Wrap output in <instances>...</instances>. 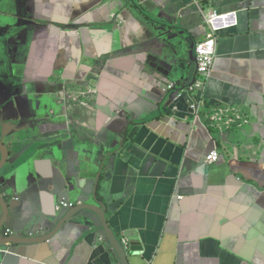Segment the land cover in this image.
I'll return each mask as SVG.
<instances>
[{
    "label": "crops",
    "instance_id": "obj_1",
    "mask_svg": "<svg viewBox=\"0 0 264 264\" xmlns=\"http://www.w3.org/2000/svg\"><path fill=\"white\" fill-rule=\"evenodd\" d=\"M134 1L0 0L2 232L31 241L0 264H128L90 211L51 233L83 204L130 264H264V0ZM203 9L238 25L190 90ZM209 101L252 120L211 128Z\"/></svg>",
    "mask_w": 264,
    "mask_h": 264
},
{
    "label": "built area",
    "instance_id": "obj_2",
    "mask_svg": "<svg viewBox=\"0 0 264 264\" xmlns=\"http://www.w3.org/2000/svg\"><path fill=\"white\" fill-rule=\"evenodd\" d=\"M203 21L208 26V32L206 39L196 44L195 53L197 58V75L198 80L189 89L192 90L194 87H204L207 79L210 78L213 72L214 63L216 61L218 52V40L219 36L225 29L233 28L236 25V12L220 13L214 9H203L202 10ZM175 88L174 84H170L168 89ZM196 115V119H197ZM211 117L213 121L219 123L220 126L226 128H241L247 124V115L243 109L233 108L230 106L217 107L211 110ZM219 153L215 150L211 152L207 157L206 161L215 163L219 161ZM72 207L71 203L61 201L57 207V213L62 212L64 209ZM11 231L7 230V234ZM122 244L125 248L130 246V236L122 238Z\"/></svg>",
    "mask_w": 264,
    "mask_h": 264
},
{
    "label": "water",
    "instance_id": "obj_3",
    "mask_svg": "<svg viewBox=\"0 0 264 264\" xmlns=\"http://www.w3.org/2000/svg\"><path fill=\"white\" fill-rule=\"evenodd\" d=\"M131 2H134V0H131ZM109 151V150H107ZM0 152L2 154V160H1V164L0 166L4 165V163L8 160V150L6 148V146L4 145L3 142L0 141ZM108 157H110L111 155L108 153L107 154ZM1 166V167H2ZM0 167V168H1ZM81 208H77L80 207ZM0 207L3 211V216L0 220V256L2 255H19L21 253V251L18 249L20 245H25V244H30L31 241L28 240H24V238H18V237H10V236H6V233L4 234L2 232V228L3 226L6 225L9 215H10V206L8 204V202L5 200V198L2 196H0ZM98 206H91L89 204H83V205H76L74 209L72 208L71 210H69L63 218H65V220H63L61 222V220L55 225V227L52 229L51 233L56 231V230H60L61 226H63L66 222H68L70 219H72L75 215L81 213L82 211H90L93 214H95L101 221L102 225H103V230L106 234V238L108 240V242L110 243L112 248H115V250L118 252V254L120 255V252L118 250L117 247L123 249L124 251V255L126 256V261L128 264H130L129 262V258H128V254L129 252H131V247L130 250H125V248L123 247L121 240L115 236L114 232L112 231L111 227H110V223L109 220L107 218V214L106 212H101L100 210H98L97 208ZM74 209V210H73ZM53 235L49 234V238H51ZM133 249V246H132ZM17 251H20L19 253ZM123 254V252H122Z\"/></svg>",
    "mask_w": 264,
    "mask_h": 264
},
{
    "label": "clouds",
    "instance_id": "obj_4",
    "mask_svg": "<svg viewBox=\"0 0 264 264\" xmlns=\"http://www.w3.org/2000/svg\"><path fill=\"white\" fill-rule=\"evenodd\" d=\"M234 12H236V11H234ZM236 25L233 27V28H235L237 25H238V13L236 12ZM231 29V28H230ZM230 29H225L221 34H223V33H226V32H228V30H230ZM209 103H210V105L207 107V112H208V126L209 127H211V128H213V126L214 125H216L217 127H219L220 129H222L223 127L222 126H220V124L219 123H216L215 121H213V119H212V117H211V110L213 109V108H217V107H225V106H230V105H218V104H213L211 101H209ZM204 107V109L206 108V106L204 105L203 106ZM194 110H195V112H196V114H195V117H194V122H196V121H199V116H198V111H199V107H197L196 105H194ZM245 109V108H244ZM243 109V110H244ZM196 115L198 116L197 117V119H196ZM246 125V124H245ZM245 125H244V127H245ZM215 151V150H214ZM213 152V151H212ZM208 156V155H207ZM220 161V160H219ZM218 161V162H219ZM218 162H215V163H218ZM211 163V162H210ZM211 164H214V163H211ZM60 203V202H59ZM58 203V204H59ZM67 203H69V202H67ZM57 204V205H58ZM72 207H73V205H72ZM71 207V208H72ZM70 209V208H69ZM63 211V210H62ZM6 236H8V235H6ZM121 243H122V239H121ZM130 244H131V241H130ZM123 245V244H122ZM124 247V246H123ZM130 247L131 246H129V248H125V250H130Z\"/></svg>",
    "mask_w": 264,
    "mask_h": 264
},
{
    "label": "rangeland",
    "instance_id": "obj_5",
    "mask_svg": "<svg viewBox=\"0 0 264 264\" xmlns=\"http://www.w3.org/2000/svg\"><path fill=\"white\" fill-rule=\"evenodd\" d=\"M230 107H233V108H239V109H244V107H242V106H240V105H230ZM251 118L249 117L248 119H247V123H249V122H251ZM247 125V124H246ZM218 153H219V155H220V157H219V160L221 159V154H220V151L218 150V149H215ZM207 162V161H206ZM6 230H8V229H6ZM5 230V231H6Z\"/></svg>",
    "mask_w": 264,
    "mask_h": 264
}]
</instances>
